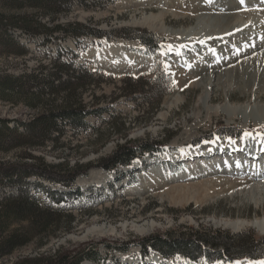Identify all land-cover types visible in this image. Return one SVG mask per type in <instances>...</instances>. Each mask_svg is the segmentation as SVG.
<instances>
[{"label": "rangeland", "instance_id": "1", "mask_svg": "<svg viewBox=\"0 0 264 264\" xmlns=\"http://www.w3.org/2000/svg\"><path fill=\"white\" fill-rule=\"evenodd\" d=\"M213 1L218 2V10L213 16L193 11L207 3L206 0H74L69 11L53 13L54 20L50 16H42L34 8L5 10L15 16L33 17L48 28L57 24L66 27L78 23L102 33L100 37H77L56 32L46 37L44 34L11 29L8 36L2 35L0 39V73L21 74L37 70L60 55L62 60L83 64L97 74L96 80L83 92L82 100L87 109L104 111L101 115L92 114L86 118L90 126L87 129L75 130L68 125L58 141L62 146L55 150L52 142H48L47 146L40 148L20 147L8 152L0 151V164L34 163L29 158H22V153L26 151L42 157L46 163H62V169L76 168L79 171L71 188H67L62 181L52 182L35 177L26 179L32 185V191H36L44 202H48L46 195L42 191L37 192V189L55 190V197L61 202L54 203L53 207L65 209L60 213L61 226H65L69 218L72 221L67 229L60 228L48 235L42 247H36L34 241L3 257L0 264H13L24 257L46 255L60 247L73 248L87 243L99 245L104 261L98 264H197L176 255L174 259H164L163 254L153 248L145 255L141 241L154 235L172 241L210 234L221 236L217 239L221 241L225 232L230 235L242 233L248 239L252 237L259 247V251L255 252L264 253V234L249 226L237 231L229 226L230 221L244 222L255 214H264V192H249L251 182L241 179L249 172L254 174L257 166L264 170V157L255 159L254 165L247 163L245 166L239 161L244 153L236 156L230 155V152L223 153L220 149L219 153L215 151L207 157L191 156L192 151L204 144L214 142L221 147L227 141L240 140L246 134L248 147H260L264 152V133L253 134L251 131L261 125L259 127L264 132V112L261 110L264 109V97L255 100V87L241 97L234 82L237 64L247 57L262 54L264 50V16L260 17L264 15V0H243L246 5L238 0ZM190 2L192 7L186 10ZM160 9L167 12L172 29L191 26L193 31L196 30L192 34L194 44L203 39L205 49L197 58L191 60L186 50L178 45L181 35L163 38L142 26L144 19L156 15ZM178 12H184L186 18H174V13ZM250 13L261 19H245L235 28L218 35L206 33L218 28L217 16L222 21L226 15ZM220 35L223 45L219 47V52H214L212 49L215 50L217 44L214 45L212 40ZM147 37L156 42L164 40V44H157L160 52L144 43ZM120 42L135 43V46L125 49L131 56L132 64L128 67L122 64L123 57L118 54L102 58L103 66L110 69L101 67L95 56H88L90 52L98 54V50L108 46L106 44ZM165 47L175 53L180 50L183 55L171 52L172 62L168 65L160 55ZM21 50L25 52L19 54ZM145 56L152 58L146 60ZM259 59L264 64V56ZM106 61L107 64L103 63ZM215 63L220 64V76L217 78L210 73ZM205 66L209 68L202 75L205 81L199 80V85L194 86L198 73ZM231 91L233 94L228 98ZM56 104H60V98L56 99ZM40 112L41 109L33 110L23 104L0 100V119L10 121L11 125L17 119L31 120ZM247 124L248 129L244 127ZM237 131H240L237 138L226 134ZM155 143V151L140 152L129 164L106 168L107 159L119 146L138 147ZM209 164L220 170L203 176L195 174L198 168L210 169ZM58 177L63 181L66 179L62 174ZM260 181L258 185H264V179ZM36 183H40L41 187ZM176 188L184 190L177 192ZM223 190H227V194ZM257 190L260 191L259 188ZM9 191L14 190L8 185L0 186L1 193ZM180 196L195 199L217 197L211 203L192 201L185 206L172 204L171 199ZM24 224L26 222H22ZM217 230L224 233L220 235ZM201 248L211 256L217 254L214 251L218 247L202 243ZM218 249L223 248L219 246ZM220 260L207 263L221 264ZM205 262L201 258L198 264ZM81 264L92 262L86 260Z\"/></svg>", "mask_w": 264, "mask_h": 264}, {"label": "trees", "instance_id": "2", "mask_svg": "<svg viewBox=\"0 0 264 264\" xmlns=\"http://www.w3.org/2000/svg\"><path fill=\"white\" fill-rule=\"evenodd\" d=\"M73 1L0 0V39L2 35L8 36L11 29H19L28 34H44L46 37L56 32L77 37L82 35L100 37L101 32L89 29L82 24H69L66 27L57 24L48 28L41 21L34 20L33 17L15 16L5 12V10H22L28 7L37 9L42 16H50L54 20L52 14L69 11ZM143 41L149 48L157 47V42L151 37ZM24 52L21 50L19 54ZM96 76L97 74L85 65L66 62L60 55L51 58L48 64L37 70L25 71L21 74L0 73V100L23 104L33 110L41 109L35 118L28 121L17 119L12 125L8 120L0 119V151L8 152L20 147L40 148L47 146L48 142H52L55 150L62 146L58 141L68 125L75 130L89 128L86 118L92 114L101 115L104 111V109L89 110L82 100L83 92L93 80H96ZM168 81L169 79L165 82L168 83ZM57 98H60V104H56ZM226 134L239 137L240 131ZM119 147L112 157L107 159V169L129 164L140 152H152L157 149L156 143L150 146L122 145ZM22 154V158H29L34 163L0 164V186L8 185L14 190L7 193L0 192V260L34 241H36V247H42L45 244L43 240L48 235L54 234L60 228L67 229L72 221V218H69L66 225L61 226L60 213L65 209L53 207L54 203L61 202L55 197V190L37 189V192L42 191L46 195L48 202H44L38 197V193H35L36 191H32L34 189L26 182V179L35 177L52 182L62 181L67 188H71L79 171L76 168L62 169V163H46L42 157L30 152L24 151ZM61 174L66 176L65 181L59 179L58 176ZM35 185L41 187L40 183ZM22 222L26 224L22 225ZM217 233L221 235L224 231L217 230ZM220 237L210 234L201 238L169 241L154 235L143 238L141 245L145 255L148 254L150 248H153L160 251L164 258L178 254L192 261L206 258L209 262L218 259L223 261L244 258L264 259V253H256L259 247L252 237L248 239L242 233L230 235L226 232L225 236H222L223 240H217ZM202 243L218 248L222 246L223 249L215 248L214 252L217 254L211 256L207 250L201 248ZM127 246L128 244L125 243V247ZM86 260H90L92 264L104 261V257L99 253L98 244L87 243L73 248L60 247L53 253L24 257L13 264H81Z\"/></svg>", "mask_w": 264, "mask_h": 264}, {"label": "bare ground", "instance_id": "3", "mask_svg": "<svg viewBox=\"0 0 264 264\" xmlns=\"http://www.w3.org/2000/svg\"><path fill=\"white\" fill-rule=\"evenodd\" d=\"M207 1L209 2L210 0H206V2ZM230 1H233V0H230ZM234 1H236V0H234ZM208 2L205 3L203 6H198L193 11L195 13H198L199 15H201L203 13V15H211L212 14L211 16H213L215 11L217 12V10H218V8H217L218 7V4H217L218 2L215 3L213 0H211L209 3ZM161 4H163V3H161ZM191 7H192V4L190 2L187 5V7H186L187 9L186 10H190ZM174 16H175L174 18H176L177 20H183V19L186 18L184 12L174 13ZM263 16L264 15H261L260 17H263ZM217 18L219 20V21L217 20L219 22L218 28L206 31L207 34H209V35L217 34L218 35L219 33H223L225 31L228 32L230 29L235 28L237 25H240L243 22V20H245V19L246 20L247 19L256 20L258 17H257V15L255 13H253V14L250 13V14H246V15H236V14L226 15L222 21L220 20V18L218 16H217ZM258 19H261V18H258ZM143 25H144V27H146L150 31H153L158 36L163 37V38H166V36H170L171 37V35H174V34L175 35L176 34L177 35H181L182 37H180L181 39L179 41L180 44H178V45H181L182 46L181 48L186 50V53H188L187 55H189L191 57V60L193 58H197L200 55V53H202L204 51V49H205L204 48L205 44L202 45L203 44V39H201L199 42H197V44H194L195 39L193 38L192 34H194L196 32V30L193 31L191 26H188L190 28L183 27V28L177 29V30L172 29L173 27L170 26V24H168L167 12L166 11L161 10L156 15H152L151 17L144 19L142 21V26ZM212 42H213L214 45L217 44V48H215V50L212 49V51L219 52L220 51L219 47L223 45L222 39H221V35L215 37L212 40ZM106 45H108V46H105L103 49L98 50V54H100L102 56V58L105 57L104 55L111 56V55L118 54L119 56L123 57L122 64H124V66L128 67V66H130L132 64L131 63V56L129 55V53L127 54L125 52V49L127 47H130V45H134L135 46V43H129V42L121 43L120 42V43H110V44H106ZM200 45H202V46H200ZM165 48L166 49L163 50L160 55L162 56L163 59H165L167 61L168 65H170V62H172V59H171L172 53L174 55H177V54L180 55L179 53H181V52H179L180 51L179 50V51H177L175 53V52H172L170 50L171 48H169V47H165ZM181 54L183 55V53H181ZM259 56L260 57L264 56V50H263L262 54H260L258 56L257 55H253V56H250L249 58L247 57L245 60H242L241 62H239L237 64L238 72H237V76L234 78V82L238 85V90H239V93H240L241 97H244L245 95L249 94V92L251 91V89L253 87H255L257 89L255 91V95H254L255 100L262 99L264 97V64L262 63L263 62L262 59H259L260 58ZM148 58L151 59L152 57L151 56H147V57L145 56L146 60H148ZM216 62H218V61H216ZM103 63L107 64V61L103 62ZM139 65H140V63H139ZM219 66H220L219 63H215V65H213L211 67V72L210 73L215 78L220 76L219 70H218ZM208 70H209V68L207 66H205L198 73L199 77H198L196 82L194 81L195 82L194 86L199 85V80L205 81L204 77L202 75H204V73H206ZM171 73L175 74L174 71H172ZM205 83L207 84V86L210 85V83H207V82H205ZM232 94H233L232 91L229 92L228 95H227L228 98H230V96ZM169 108H171V106ZM261 110H263V112H264V109H261ZM243 114L247 118L248 115H247V112H245V110L243 111ZM259 126H261V125H258L257 127L253 128L252 130L250 129L251 131H253V134H255V133H260V134L262 133L263 134L264 133L263 130L261 129L262 126L261 127H259ZM244 127L248 129L249 124L245 125ZM235 138H237V137H235ZM247 143H248L247 134L244 137H242L240 140L227 141L226 143L222 144L224 146H221V147H219V145H216V143H214V142H209L207 144L202 145L201 147L196 148L194 151H192L191 152V156L196 155L197 157L198 156L199 157H207L210 154H213L215 151L219 153V151L221 149V151L223 153L224 152H227V153L230 152L231 153V154L229 153L230 155L235 154L237 156L240 153L241 154L244 153L245 156L243 155L241 157L242 160L239 159V161L242 164H244L245 166H246L247 163H248V165H252V164L254 165L253 161L255 159H257L258 157H264V155H263L264 152L262 153L260 147H257L255 149H252L251 146L248 147L249 144H247ZM244 161H245V163H244ZM209 166H210V169H207L209 167H207V168H198L196 170L195 174L203 176V175L211 174L216 169L220 170V168H217L216 166H213L211 164H209ZM242 178H246L245 179V180H247L246 182H251L252 186H251L249 192H251V193H253V192L254 193H257V192L262 193V192H264V185L263 184H260V186L258 185L261 182L260 179H264V170H263L262 173L260 172L259 174H255V173L252 174V173L249 172V173H247L245 175V177H241V179ZM257 188H259L260 191H258ZM176 189H177L176 190L177 192H180V191L184 190L183 188H176ZM223 191H224L223 193L227 194V190H223ZM216 197L217 196L207 197V198H203V199H198V198L195 199L194 197L192 198V197H188V196L187 197L186 196L185 197H181L180 196V197H173L171 199V202H172V204L177 205V206H185L189 202H192V201H194L195 203L204 204V203L213 202L214 200H216ZM258 206H260V205H257V207ZM263 213H264V211H263ZM229 226L232 228V230H235V231L240 230V228H244V227L249 226V227H251L253 229H256L260 234H264V214H262L260 216L255 214L249 220H247V221L244 220V222L240 221V220H237V221L235 220L232 223L230 221ZM227 264H260V262L245 260V261L230 262V263H227Z\"/></svg>", "mask_w": 264, "mask_h": 264}, {"label": "water", "instance_id": "4", "mask_svg": "<svg viewBox=\"0 0 264 264\" xmlns=\"http://www.w3.org/2000/svg\"><path fill=\"white\" fill-rule=\"evenodd\" d=\"M88 56H95L96 57V61L98 62V64L101 66V67H104L105 69H110L111 67H107V66H103V64H102V56L100 55V54H92L91 52H90V55H88ZM245 260H247V259H243L242 261H245ZM250 260H253V259H250Z\"/></svg>", "mask_w": 264, "mask_h": 264}, {"label": "snow or ice", "instance_id": "5", "mask_svg": "<svg viewBox=\"0 0 264 264\" xmlns=\"http://www.w3.org/2000/svg\"><path fill=\"white\" fill-rule=\"evenodd\" d=\"M241 2H243V0H241ZM260 264H264V261L260 262Z\"/></svg>", "mask_w": 264, "mask_h": 264}]
</instances>
